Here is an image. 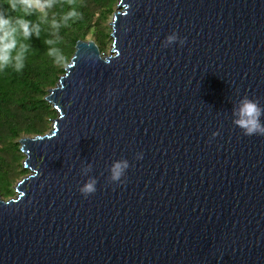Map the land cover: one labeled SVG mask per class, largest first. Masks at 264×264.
Masks as SVG:
<instances>
[{
	"label": "water",
	"instance_id": "95a60500",
	"mask_svg": "<svg viewBox=\"0 0 264 264\" xmlns=\"http://www.w3.org/2000/svg\"><path fill=\"white\" fill-rule=\"evenodd\" d=\"M111 21L108 54L77 40L49 129L18 140L0 264H264V136L231 115L264 106V0H118Z\"/></svg>",
	"mask_w": 264,
	"mask_h": 264
},
{
	"label": "trees",
	"instance_id": "16d2710c",
	"mask_svg": "<svg viewBox=\"0 0 264 264\" xmlns=\"http://www.w3.org/2000/svg\"><path fill=\"white\" fill-rule=\"evenodd\" d=\"M116 0H77L80 19L71 23L70 27L61 28L62 42L58 45L68 61L77 40L91 39L98 50L103 52L107 45L109 28L106 24L108 16L113 12ZM69 5L61 0L56 8L50 10L61 13L67 11ZM0 10L8 15L16 16L6 0H0ZM35 21L36 16L27 17ZM46 28V26H44ZM48 31L41 33V38L32 37L30 43L34 51H30L22 72L11 68L0 72V197L6 199L13 194L12 186L24 175L25 169L21 160L23 154L19 150L18 140L22 137L41 135L49 128L54 119V109L44 100L47 89L55 85L56 80L64 72V66H58L46 55L47 45L43 40Z\"/></svg>",
	"mask_w": 264,
	"mask_h": 264
},
{
	"label": "clouds",
	"instance_id": "9594fccd",
	"mask_svg": "<svg viewBox=\"0 0 264 264\" xmlns=\"http://www.w3.org/2000/svg\"><path fill=\"white\" fill-rule=\"evenodd\" d=\"M64 2L69 5V9L61 13L53 12L50 17V10L56 8L61 0H6L9 9L18 14L12 16L0 10V72L8 68L22 72L29 52L34 51L30 43L32 37L41 38V33L45 30L48 31V37L43 40L48 46L46 55L58 66H64L68 62L67 56L58 47L62 42L60 29L70 27L71 23L80 19L81 13L77 10V0ZM33 15L36 16L35 21L27 18ZM185 40L186 38L173 31L166 36L163 46L167 47L176 42L183 45ZM231 115L232 123L240 128L244 135L264 136V123L261 121L264 106H261L258 99L244 95L236 101ZM218 135V131L212 133L213 138ZM142 158V153L136 154V159ZM129 167L130 163L126 158L114 160L109 166V182L123 184V177ZM92 168L91 163L84 164L81 168V174L88 177L79 187L80 193L85 197L97 191L96 177L88 175Z\"/></svg>",
	"mask_w": 264,
	"mask_h": 264
},
{
	"label": "rangeland",
	"instance_id": "374dc122",
	"mask_svg": "<svg viewBox=\"0 0 264 264\" xmlns=\"http://www.w3.org/2000/svg\"><path fill=\"white\" fill-rule=\"evenodd\" d=\"M118 2V0H116L115 1V6H114V10H115V7H116V3ZM113 10V11H114ZM113 13V12H112ZM112 13L108 16V19H107V21H106V24L108 25V28H109V31L111 30V25L109 24L110 22H111V16H112ZM108 41H107V45H106V47H105V49L103 50V52L102 53H104V54H108V50L110 49V44H111V37L110 36H108V39H107ZM52 88V87H51ZM47 92H48V89H47ZM50 105V104H49ZM51 106V105H50ZM56 115V114H55ZM54 118H55V116H54ZM53 120V119H52ZM52 122V121H51ZM49 127H50V125H49ZM49 129V128H48ZM47 129V130H48ZM46 130V131H47ZM45 131V132H46ZM18 144H19V142H18ZM22 153V152H21ZM23 154V153H22ZM24 157H25V155H23V158H22V160H21V164H22V162H24ZM27 173V170L25 171V173H24V175ZM24 175H22V176H24ZM21 176V177H22ZM20 177V178H21ZM19 178V179H20ZM18 179V180H19ZM15 185V184H14ZM14 185L12 186V188L14 187ZM11 196H13V194L11 195Z\"/></svg>",
	"mask_w": 264,
	"mask_h": 264
},
{
	"label": "bare ground",
	"instance_id": "6f19581e",
	"mask_svg": "<svg viewBox=\"0 0 264 264\" xmlns=\"http://www.w3.org/2000/svg\"><path fill=\"white\" fill-rule=\"evenodd\" d=\"M112 22V21H111Z\"/></svg>",
	"mask_w": 264,
	"mask_h": 264
}]
</instances>
